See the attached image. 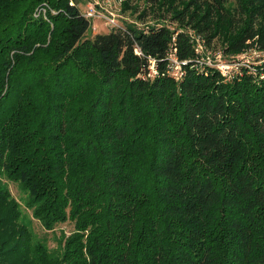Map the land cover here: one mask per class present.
<instances>
[{
    "label": "trees",
    "instance_id": "16d2710c",
    "mask_svg": "<svg viewBox=\"0 0 264 264\" xmlns=\"http://www.w3.org/2000/svg\"><path fill=\"white\" fill-rule=\"evenodd\" d=\"M146 2L176 26L0 0V264H264V61L208 60L264 51V0Z\"/></svg>",
    "mask_w": 264,
    "mask_h": 264
},
{
    "label": "rangeland",
    "instance_id": "374dc122",
    "mask_svg": "<svg viewBox=\"0 0 264 264\" xmlns=\"http://www.w3.org/2000/svg\"><path fill=\"white\" fill-rule=\"evenodd\" d=\"M78 4L80 10L84 14L90 5H93L97 15L90 18L91 28L86 34L88 37H93L97 33H108L114 28H125L128 24H134L138 27H147L148 25L166 24L171 28L176 26L170 19H161L155 16L150 10V5L146 0H71ZM127 4V5H126ZM147 9V15L141 18L143 10ZM198 48L203 50V43L197 39ZM209 49V48H207ZM208 51V50H207ZM213 52V51H212ZM173 58V57H172ZM208 60L224 73H234L243 65H258L264 61V51L255 47L248 48L233 56L208 53ZM174 63L175 75H179L180 67L175 59ZM3 183L12 192V195L17 198L22 209V220L26 223L33 232L34 241L44 242L50 249H58L61 241V234L64 231L69 233L73 229V224L70 222L61 223L54 230H47L42 223L35 218L33 209L27 204L28 194L22 187L6 177H3Z\"/></svg>",
    "mask_w": 264,
    "mask_h": 264
},
{
    "label": "built area",
    "instance_id": "2783aa9c",
    "mask_svg": "<svg viewBox=\"0 0 264 264\" xmlns=\"http://www.w3.org/2000/svg\"><path fill=\"white\" fill-rule=\"evenodd\" d=\"M41 11H44L43 13H45V10H44V9H43V10L39 9V10H37V12H36L35 15L38 16V15L41 13ZM84 15H85L87 18H89V19H90L91 17L96 16V15H97V12H96L94 6H93V5H90V6L88 7L87 11L84 12Z\"/></svg>",
    "mask_w": 264,
    "mask_h": 264
}]
</instances>
